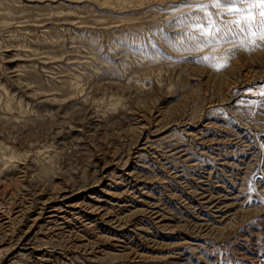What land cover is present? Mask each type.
<instances>
[{
    "label": "rangeland",
    "instance_id": "1",
    "mask_svg": "<svg viewBox=\"0 0 264 264\" xmlns=\"http://www.w3.org/2000/svg\"><path fill=\"white\" fill-rule=\"evenodd\" d=\"M179 2L0 0V264H264V47Z\"/></svg>",
    "mask_w": 264,
    "mask_h": 264
},
{
    "label": "snow or ice",
    "instance_id": "2",
    "mask_svg": "<svg viewBox=\"0 0 264 264\" xmlns=\"http://www.w3.org/2000/svg\"><path fill=\"white\" fill-rule=\"evenodd\" d=\"M172 7L177 10L179 8L195 9L170 22L173 27L177 24L194 25L195 31L187 35L195 47L220 43L236 44L238 41H243L245 45L253 49L264 47L262 43L264 42V0H180L179 5H172ZM213 67L219 71L226 68L227 64H214ZM258 87L259 96L264 97V84ZM247 91L251 92L252 88ZM254 105L264 109V99L253 101L250 106ZM249 191L251 192V189ZM246 202L251 205L253 200L246 197ZM258 203L264 204V198H261Z\"/></svg>",
    "mask_w": 264,
    "mask_h": 264
},
{
    "label": "bare ground",
    "instance_id": "3",
    "mask_svg": "<svg viewBox=\"0 0 264 264\" xmlns=\"http://www.w3.org/2000/svg\"><path fill=\"white\" fill-rule=\"evenodd\" d=\"M259 91H260V90H258L257 92H259ZM252 92H255V90H252ZM52 208H53V207H52ZM52 208H51V209H52ZM54 210H55V208H54ZM56 210H57V209H56ZM50 212H51V211H50ZM52 214H54V213H51V215H52ZM55 215H56V214H55ZM48 216H49V215H48Z\"/></svg>",
    "mask_w": 264,
    "mask_h": 264
}]
</instances>
